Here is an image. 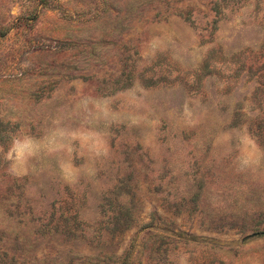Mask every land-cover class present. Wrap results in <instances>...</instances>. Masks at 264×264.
<instances>
[{
	"label": "rangeland",
	"instance_id": "374dc122",
	"mask_svg": "<svg viewBox=\"0 0 264 264\" xmlns=\"http://www.w3.org/2000/svg\"><path fill=\"white\" fill-rule=\"evenodd\" d=\"M0 264H264V0H0Z\"/></svg>",
	"mask_w": 264,
	"mask_h": 264
}]
</instances>
